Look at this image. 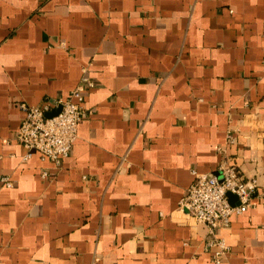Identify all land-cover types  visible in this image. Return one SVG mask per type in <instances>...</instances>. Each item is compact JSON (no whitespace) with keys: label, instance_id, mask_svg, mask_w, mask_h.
<instances>
[{"label":"crops","instance_id":"obj_1","mask_svg":"<svg viewBox=\"0 0 264 264\" xmlns=\"http://www.w3.org/2000/svg\"><path fill=\"white\" fill-rule=\"evenodd\" d=\"M83 74L70 154L24 159L20 104ZM222 160L256 190L219 264H264V0H0V264H215L178 203Z\"/></svg>","mask_w":264,"mask_h":264},{"label":"built area","instance_id":"obj_2","mask_svg":"<svg viewBox=\"0 0 264 264\" xmlns=\"http://www.w3.org/2000/svg\"><path fill=\"white\" fill-rule=\"evenodd\" d=\"M94 86V81L83 74L65 99L46 101L41 105L20 104L25 116L14 138L27 149L24 159L37 151L42 159H49L56 166L61 164L78 137L80 121L91 112L84 102L88 90ZM52 105L59 106V111L48 115ZM227 139L234 143L231 133ZM192 174L193 180L179 200L178 209L207 227L210 236L206 249L211 252L213 262L219 264L229 245L218 231L229 227L232 214H241L254 206L256 181L246 179L235 163L226 160L220 162L214 173L192 170ZM46 175L47 172L42 171V176ZM3 186L10 187L12 182L9 177L0 175V188ZM228 193L237 197V204L229 202Z\"/></svg>","mask_w":264,"mask_h":264},{"label":"water","instance_id":"obj_3","mask_svg":"<svg viewBox=\"0 0 264 264\" xmlns=\"http://www.w3.org/2000/svg\"><path fill=\"white\" fill-rule=\"evenodd\" d=\"M58 111H59V109H58L56 112H58ZM56 112H55V113H56ZM52 114H54V113H52ZM227 195H228L229 202H230L232 205L238 203L237 197H236L234 194L228 193Z\"/></svg>","mask_w":264,"mask_h":264}]
</instances>
